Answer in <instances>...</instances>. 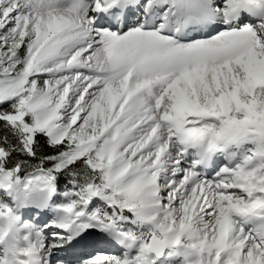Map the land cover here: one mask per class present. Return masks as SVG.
Wrapping results in <instances>:
<instances>
[{
    "label": "snow or ice",
    "instance_id": "obj_1",
    "mask_svg": "<svg viewBox=\"0 0 264 264\" xmlns=\"http://www.w3.org/2000/svg\"><path fill=\"white\" fill-rule=\"evenodd\" d=\"M0 264H264V0H0Z\"/></svg>",
    "mask_w": 264,
    "mask_h": 264
}]
</instances>
